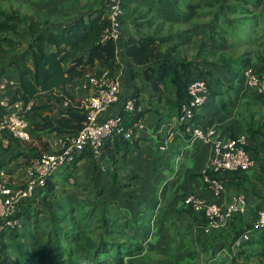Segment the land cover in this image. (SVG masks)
Segmentation results:
<instances>
[{
  "label": "trees",
  "instance_id": "obj_1",
  "mask_svg": "<svg viewBox=\"0 0 264 264\" xmlns=\"http://www.w3.org/2000/svg\"><path fill=\"white\" fill-rule=\"evenodd\" d=\"M134 1L123 0V8L125 10L122 19L123 32L122 37L117 42L113 39L103 40V33L110 25L108 17L109 0L106 4L95 8L87 14H81L72 19L66 25H60L52 29L47 28L46 24H42L41 21H29L27 16L23 15L18 9H4L0 5V53L13 52L21 44L20 40L15 38L16 35L20 34L19 24H25L30 35L26 53L31 58L33 65L29 66L27 62H24L20 64L21 66H18L17 78L19 84L12 96V100L24 103L23 113L29 121L31 135L39 138L46 133H56V135L61 137L75 134L83 127L86 120V109L82 100L73 93L72 87L78 84L91 71L101 72L104 69H110L112 72L116 71L120 66L117 58L118 47L124 48L126 56L133 63L143 66L145 81L158 97L159 102L165 100L169 112L166 115L167 119L160 116L159 121H168L173 115H177L180 112L181 106L189 101L188 86L194 79L201 78L207 81L209 99L204 106L197 110L191 125L201 122L204 116L202 109L205 110L208 104L212 103L220 94L219 89L216 87H222L223 89L226 86V91L236 89L232 84H236L243 75L244 69L251 63L248 60L234 58L228 52L229 48H234L237 44L234 42V34H232V38H228L227 35L230 34L231 30L239 31L240 28L247 30L250 34L257 33L261 28L260 25L264 23V18L255 10L261 0H227L229 2L221 3L220 11L214 13L211 22V29L213 28L214 31L212 34L210 33V43L197 42L198 53L196 57H202V62H195L193 59L189 60L187 56L183 55L178 45L164 48V39L154 34L141 35L138 38L130 34L126 29L125 22L128 12L134 8ZM152 2H156L158 5H166L169 2L174 4L175 2H181L188 7H194L187 0H152ZM234 13H239L241 16L227 20L228 16ZM215 29L219 30L216 31ZM261 31L264 32V27L261 28ZM215 33L218 34V40L215 38ZM207 59L212 60H209V62ZM260 62H262L261 69L264 70V58ZM206 65L214 67L207 69L204 67ZM222 69H225L227 73ZM6 70L7 67L0 68V77ZM240 83L237 86L240 85L244 89L245 83L243 86V83ZM172 85L176 88L175 98L169 97ZM241 87L236 90L240 91ZM139 91L140 88L137 87L132 93L125 92V89H122L119 103L111 109L122 116L123 128H132L134 132L145 113V110L140 107ZM248 91L247 95H255L264 100V92ZM222 94H225V91ZM129 97L135 99V109L125 112L123 105ZM120 108L121 110H119ZM225 110H229V106L226 104ZM5 113V108L0 105V119L4 117ZM188 125L176 124L174 130L179 129L185 132ZM248 131L249 145L247 149L256 161L262 146L257 145L258 136L254 135L255 131L252 127ZM237 135L233 134L232 137ZM11 140H15L14 144H17L15 147L18 148L20 145L19 140ZM140 140L142 138H136L135 133L132 140L125 139L121 134L113 135L104 141L102 157L113 159L115 156H120L125 158L128 154L140 148ZM15 147L11 145L6 148L5 154L11 155L14 151V154L16 153L14 157L22 155L23 151H17ZM32 151H34V154L24 152L27 161L40 155L39 152H35V148ZM90 153V150H84L74 164L58 172L47 181L46 186L33 197L34 201L32 198L29 201L30 203L26 202L24 204L25 206L19 212V216L23 219V228H16L10 231L4 230L0 234V251L6 255L7 259L9 258L8 251L14 253L15 262L12 264H53L54 261H60L61 264H83L74 260L75 248L68 245V239L84 241L81 231L86 228L89 233H95V229H97L96 236L98 240L96 248L91 255L92 258H90L93 264H125L124 259L127 256H133L137 252L142 251L143 248L138 242L123 241L119 232H113L107 228L103 231L105 226L102 225L96 226V228L92 226L89 223V219L93 209L82 212L83 217L81 215L78 221L81 227L74 229V232L68 229V226H59L65 238L61 242L57 238L56 247L47 246V251L42 252L40 255L37 254V256L33 252V248L26 244L28 241H36L35 226H40L43 222V219L39 218V213L41 214L45 211V209L40 208L43 207L41 199L43 198V202L50 200L57 189L64 186L71 175L77 172L78 162ZM4 160L3 158L0 159V168L5 167L7 164ZM262 162H264V159ZM261 172L262 174L257 177V180L264 185V164ZM244 173L246 171L228 173L227 188L229 187L230 179H235ZM56 175H58L57 177L60 180H55ZM242 181L248 183V188L255 186L250 180V175H245ZM40 195L42 198H40ZM31 201L33 202L31 203ZM263 207H256L254 216L249 219L244 215H236L229 221L228 225L234 231L232 240L229 243L226 241L215 243L212 247L213 255L217 251L226 248L232 252L231 245L237 243L241 235L246 232L250 233V237L241 242L239 251L232 255L231 259L225 262L218 261V264H227L228 262H230L228 264H251L252 262L254 264H263L264 229H253L256 215ZM64 211L63 220L73 213L72 207L68 206ZM153 216V213L148 211L147 220L149 223H151ZM87 217L88 221L85 222ZM50 239V237L47 238V242H50ZM55 248L58 254H56ZM210 259H212V256ZM181 264L187 263L182 262ZM206 264L215 263L206 262Z\"/></svg>",
  "mask_w": 264,
  "mask_h": 264
},
{
  "label": "crops",
  "instance_id": "obj_2",
  "mask_svg": "<svg viewBox=\"0 0 264 264\" xmlns=\"http://www.w3.org/2000/svg\"><path fill=\"white\" fill-rule=\"evenodd\" d=\"M6 1H8L9 3L6 4L5 0H0V5L2 8L18 9L23 15L27 16L29 21H41L42 24H46V27L50 29L60 25H66L69 21L78 17L79 15L87 14L88 12L108 2V0ZM187 1L192 3L191 0ZM261 2L255 10L264 18V10H258L259 6H261ZM192 4L194 5L193 8L191 6H186L181 2H175V4L169 2V4L166 5H158L156 2H152V0H135L133 3L134 8H132L128 12L129 14L126 18V29L136 38L141 35L154 34L157 37L164 39V48H166L167 46L178 45L180 50L184 52V49L182 47L185 46L186 43L183 41V39L178 40L177 38H174L176 36H170L167 34L163 35L162 32L158 33V28H154L155 25H158L156 21L163 18L161 21H165L168 25L172 23L179 24L181 22L189 23V25L191 26L190 31L196 33L199 24H197L196 21L194 22V18L198 16L197 13L199 11L203 12L204 8L201 5L199 9H197L195 8V6H197L198 3L193 2ZM207 13L208 12L205 13L206 16L208 15ZM212 20L210 21L209 17H207V22L203 23V25L201 26L202 29L204 28L206 34L209 33V40L205 44H207L208 42L210 43V36L214 31L213 28L211 29ZM260 27L263 28L264 23H262ZM18 28L20 34L16 35L15 38L17 40H20L21 36H24V38L27 39L26 47L22 51H19L20 47L22 46V40H20L21 44L16 48V50L10 53H2L8 56V59H10L8 63L5 64V62H0V64H3L2 66H0V68L7 67L6 72L0 77V79L3 77H8L16 80V84L13 87H10L5 92V95L10 98H12V96L16 92L19 84L17 78L19 72L18 66H21L20 64L24 62H27L29 66L33 65L31 58L26 53L27 46L30 41V35L27 32V26L22 23L18 25ZM261 28L257 31V33L261 31ZM177 32L178 30L176 29L175 35L177 34ZM180 33L182 34L183 32L181 31ZM262 33L264 32L262 31ZM190 41L191 43H194L196 39ZM180 43L182 44V47H180ZM197 53L189 58V60L193 59L195 62H201L203 58L196 57ZM183 55L185 54L183 53ZM117 58L120 62V66L113 73L120 77L122 89H125V92L132 93L133 91H135L136 87L140 88V107L145 110V113L141 118L143 124L141 126H138L135 131V137L142 138V140H140L139 142L140 148H138V150L134 152H131L125 158H121L120 156H115V158L113 159L109 157L103 158L102 155L97 157L90 153L87 156H84L78 162V167L82 162H84L83 165H91L90 168L94 166V177H98V179L105 177L102 179L107 184H109L110 187L112 185L114 189L113 192H117L125 200L129 199L126 197L127 195L131 194V196L133 197V193L138 190V197L136 200L138 202H136V204L142 207V209H139L138 211H141L142 213H145V211H151L154 215L152 217L153 219L151 223L154 220L161 222L169 220L171 223L169 226H166L165 224L160 226L161 228H163V232L167 233V229L178 226V230L173 232V234L179 236L178 233H184L183 237L186 240H197L196 233L205 232L204 230L201 231V229L198 231L197 228L199 224H203L205 222L202 212L194 210L191 206H186L183 202V200L190 194L197 195L199 198L207 202H219L227 205L230 204L236 196H246L248 191V201L250 200L251 204L256 205L255 208L258 206L263 207L264 185L257 180V177L262 174L261 169L264 164V162H262V160L264 159L263 146L260 150L259 155H257L255 166L246 171V173L237 176V178L229 180V187L231 186V184H236L238 185V187L234 188L233 190H230V188L228 187L226 190V194L220 198L214 197L202 182L201 177H198L200 171H202V169L211 162V159L215 154L214 145L217 141L232 137L233 134H241L251 127L250 126L248 128H245L243 123L244 129L242 126H238L237 128H229L227 122L234 118L227 119L225 117L226 110L224 103L231 106V110L228 111H231L233 113V117H235L236 115L237 117H239L240 110L243 104H246V101L249 98V95H247V92L249 91L246 88L242 89L240 85L237 86L241 80L242 82L240 84L243 83L242 86L244 85V73L236 82V84H232V86L236 89L241 87L240 91L236 89H234L233 91H226L227 88L222 89V87H216L217 89H219L220 94L212 103L208 104L205 110L202 109L204 116L201 122L199 121V123H194V125L201 128V130L205 134H210L209 142H205L199 138L194 139L192 132L189 130L185 129L186 131L184 132L183 130L177 129V136L174 139L170 140L168 148L166 150H161L159 149V147L166 141L169 126L173 120H159L160 116H163L165 119H167L166 115L169 112V108L166 105L165 100H161L160 102L158 101V97L154 94L151 87L145 81L143 75V66L133 63L126 56L123 47H118ZM250 65H253V63H251ZM250 65H248V67H252L257 74L264 72L263 69L259 70L260 72L257 71L258 68L262 67V62L257 61V66L255 67ZM204 67L208 69L209 67L214 66L206 65ZM222 70L225 71V69ZM72 90L78 98L83 94L82 92H75L74 87H72ZM175 91L176 88L172 85L169 97L175 98ZM224 91L225 94H222V92L224 93ZM59 138L60 136L56 135V133H46L41 135V137L39 138L32 135V138L30 140H19V143L21 145V147H19V151H23L22 155L14 157L16 153H13V157H11L3 153V157L1 156L0 159L3 158L5 159L4 161L7 162L5 167L8 168L12 161H17L20 164L17 167L19 168V170L21 169V178L23 179L18 181L13 180L14 173L11 170L10 181L13 186H15V184L19 182L21 183L24 178H26L25 169L26 166L30 163L27 162L32 160L31 159L27 161L24 152L28 154H34V151H32V149L34 148L35 152L37 151L39 152V154L44 151L52 150L55 148ZM0 140H2L0 142H4L6 145L8 144L7 147H10L11 145L15 147V145H17L16 143L14 144L15 140H5L1 138ZM259 142L260 138L258 136L257 143ZM7 160H10L9 163ZM97 160H105L107 164L108 162L112 161L114 167L110 168L107 166L106 168H104V170H101ZM121 163H125L124 183L122 182V179L119 178L120 175H122L119 171L121 169V167H119V164ZM89 170L90 169H87V171ZM245 175H250V180L255 185L254 187L251 186L250 188H248V183H244L242 181V178H244ZM57 176L58 175L55 176V179ZM65 186L66 185L59 187L57 191H59V189H63ZM134 187H137L138 189H134ZM158 189H160L159 193ZM230 192L232 193L230 196V200L228 201L227 197L229 196ZM157 193L158 196L161 197L160 201H158V198H156ZM132 197L130 198L132 199ZM146 199H148V201H154V204L156 205L152 204L151 206L149 203H145ZM151 207L152 209H150ZM255 210L256 209L246 212L244 216L249 219L250 217L254 216ZM0 234H2V232H0ZM233 234L234 231L230 228L229 225L228 229L225 230L224 233L221 234V236L219 235L217 236V238H211L207 242V244L213 247V245L217 242L226 241L227 243H229L232 240ZM199 243L200 244H198V251H206V243ZM240 244L235 243L231 245L232 252H230V250L226 248L221 251H217L214 255L212 248L211 255L206 259L205 263L200 262V264H206V262L218 264V261H228L229 259H231L232 255L236 254L239 251ZM8 252L9 258L7 259L6 255H4L0 251V264H12L15 262L13 252ZM184 254V262H188V260H191L190 258L192 253L189 254V252L185 250ZM211 256L212 259H210ZM251 264H254V262H252Z\"/></svg>",
  "mask_w": 264,
  "mask_h": 264
},
{
  "label": "built area",
  "instance_id": "obj_3",
  "mask_svg": "<svg viewBox=\"0 0 264 264\" xmlns=\"http://www.w3.org/2000/svg\"><path fill=\"white\" fill-rule=\"evenodd\" d=\"M110 25L103 33V40L113 39L117 42L122 37V19L125 14L123 0H109ZM245 88L247 90L264 92V72L257 74L252 67L244 71ZM16 84L13 78L0 79V105L6 110L0 119V138L5 140H30L29 121L25 118L22 101H13L5 92ZM75 92H82L79 97L86 109V120L83 127L75 134L61 136L54 149L42 152L32 159L25 169L26 182L24 186L15 187L10 181L11 171L0 168V232L22 227L23 219L19 216V204H26L42 190L47 181L66 167L75 163L84 150L99 157L102 155L104 141L113 135H122L132 140L134 130L124 129L122 116L111 109L120 101L122 93L121 80L110 69L101 72H89L74 86ZM189 101L183 104L180 112L172 117L168 136L159 149L166 150L170 140L176 136V124H189L186 130L193 134L194 139L209 142L210 134H205L201 128L191 125L193 118L209 99V88L205 79L197 78L188 86ZM135 109V99L129 97L123 105L125 112ZM121 110V108L119 109ZM142 119L138 126H141ZM136 127V129H137ZM247 135L240 134L215 143V154L211 162L202 170L201 180L216 198L226 194L228 173L248 171L255 166V159L247 147ZM186 206L202 212L205 217V232L219 230L226 226L236 215H244L247 207L245 195L236 196L227 205L219 202H207L197 195L190 194L185 200ZM254 230L264 229V207L261 208L253 222ZM250 233L246 232L237 240V244L247 240Z\"/></svg>",
  "mask_w": 264,
  "mask_h": 264
},
{
  "label": "rangeland",
  "instance_id": "obj_4",
  "mask_svg": "<svg viewBox=\"0 0 264 264\" xmlns=\"http://www.w3.org/2000/svg\"><path fill=\"white\" fill-rule=\"evenodd\" d=\"M191 1L192 3H198L195 8L199 9L201 5L204 8V11H199L197 13L198 16L194 18V22L196 21L197 24H199L196 33L190 31L191 26L189 25V23L181 22L179 24L172 23L168 25L165 21H161L163 18L156 21L158 25H155L154 28H158V33L162 32L163 35L167 34L170 36H176L174 38H177L178 40L183 39L186 45L182 47V44L180 43V47L184 49V52L182 53H184L185 56L188 57L189 55L188 58H191L198 52V45L196 42L206 43L209 40V33L206 34L204 28H201L203 23L207 22V17H209V20L211 21L213 19L214 13L216 11H220L221 3L229 2L227 0H221L219 3V0ZM5 2L6 4L9 3L6 0ZM259 9L264 10V0H262L261 6H259L258 10ZM206 12H208L207 16L205 14ZM238 16H241V14L234 13L232 15H229V18L227 20L234 19ZM176 29L178 30V32L175 35ZM215 30L218 31L219 29ZM181 31L183 32L182 34L180 33ZM232 34H234L235 36L234 42L237 45L234 48H229L228 52L232 54L234 58L245 61L248 60V62L253 63L254 66H257V61L260 62L261 59L264 58V33H262V31H259L258 33L253 35L247 32V30L240 28L239 31L231 30L230 34H228L227 37L232 38ZM215 38L216 40H218L217 33H215ZM193 39H196V41L194 43H191L190 40ZM20 40H22V46L20 47L19 51H22L27 45V39H25L24 36H21ZM9 60L10 59H8V56L0 53V62H5V64H7ZM207 60L209 61L212 59ZM2 65L3 64H0V66ZM259 70H261V68H258L257 71L260 72ZM226 88L227 87L225 86L223 89ZM248 97V100H250H247L246 104H243L240 110L239 117H237V115L233 117V113L231 111L226 110L225 117L227 119L234 118L228 121L227 125L229 128H237L238 126L243 127V123L245 128L251 126L252 129L255 131V133L253 132L254 135H257L260 138V142L257 145L263 146L264 149V100L255 95H249ZM225 104L226 103H224V105ZM229 107V110H231V106ZM170 119L173 120L172 118ZM244 132L241 134H249L248 130H245ZM7 146L8 144L6 145L4 142H0V157L3 155V153H5V149L8 148ZM19 147H21V145H19ZM19 147H15V149L20 150ZM13 153L14 151L9 156H12ZM7 161L9 163L10 160ZM12 162L8 166V168H4L6 170L13 171V180H22L23 178H21V169L19 170V168L17 167L20 165L19 162ZM97 162L101 170H104V168H106L107 166L110 168L114 167L112 161L108 162V164L107 162H105V160H97ZM83 163L84 162L79 165L77 172L71 175L67 183H65L66 186L63 189H59V191L55 192L54 195H52V197L50 198V200L43 202V198L40 195V198H42L41 201L43 206L40 208L45 209V211H43V213L41 214L39 213V218L43 219V222L40 226H35L36 241L26 242L29 247L33 248V252L36 255H40L42 252L47 251V246L56 247L57 244L55 242L57 238H59L60 242L64 241L65 237L62 235L59 226H68V229L73 230V232L75 231L74 229L80 228L81 225L78 224V221L81 215L83 217L82 212H86L90 209H93V211L91 212V217L89 219V223L92 224V226L96 228V226L102 225L105 226L103 227V231H105V228H107L108 230H111L113 232H119L122 235L121 238L123 241L138 242V244L143 248L142 251L137 252L133 256H127L124 259L125 264H181L182 262H184L183 258L185 256V250H187L189 254L192 253L190 258L191 260H188V262L185 261L187 264H200V262L205 263L206 259L211 255L212 249V246L208 245L207 242L211 238H217V236L219 235L221 236V234L224 233V231L227 230L229 227V225L227 224L226 226L215 232H198L196 233L197 240H186L183 237L184 233H178L179 236L173 234V232L178 230V226H174L171 229H167L168 232L164 233L163 228H161L160 226L163 224L169 226L171 224L170 221L167 220L161 222L154 220L152 223H149L147 220L148 211H145V213L138 211L139 209H142L140 205L136 204V202H138L136 201L138 197V190L133 193V197L131 196V194L127 195L126 197L129 199L125 200L117 192H113L114 189L112 185L110 187V185L102 179L105 177H102L101 179H98V177H94V166L90 168L91 165H83ZM119 167H121L119 171L122 174L119 178H121L122 182L124 183L125 163L119 164ZM87 169L90 170L87 171ZM201 173L202 171H200L198 177H201ZM55 180L60 179L56 177ZM25 182L26 178H24L21 183L19 182L15 184V186H24ZM236 187H238V185L231 184L229 188L230 190H233ZM134 189L138 188L134 187ZM159 191L160 189H158V193ZM158 193L156 198H158V201H160L161 197L158 196ZM231 193L232 192H230L229 196L227 197L228 201L230 200ZM130 197H132V199ZM33 201H31V203ZM26 202L28 203L29 201ZM145 203H149L152 206V204H154V201H148V199H146ZM24 206V202L20 203V210ZM67 206L72 207L73 213L63 220L62 215L65 214L64 210ZM255 206L256 205L251 204L249 200L247 203L246 212L253 211L255 209ZM150 209H152V207ZM87 221L88 217L85 219V222ZM204 225L205 223L199 224L197 226L198 231L200 229L201 231H203ZM95 230V233H89L87 228L83 229L81 233L84 236V241H74L68 239V245L72 248H75L73 258L77 262L83 264H93L90 261V258H92L91 255L93 254L96 248L98 240L96 236L97 229ZM49 237L51 238V241L47 242V238ZM199 242L206 243V251H198V244H200ZM54 250L56 251V248ZM56 254H58V251H56ZM53 264L61 263L60 261H54Z\"/></svg>",
  "mask_w": 264,
  "mask_h": 264
}]
</instances>
